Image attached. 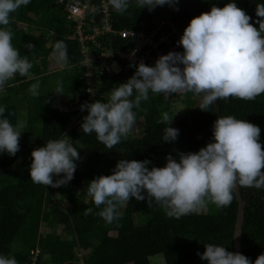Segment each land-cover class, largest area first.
Listing matches in <instances>:
<instances>
[{"label":"trees","instance_id":"1","mask_svg":"<svg viewBox=\"0 0 264 264\" xmlns=\"http://www.w3.org/2000/svg\"><path fill=\"white\" fill-rule=\"evenodd\" d=\"M230 2L245 10L252 18L250 23L259 29L255 23L258 19L256 6L264 0H179L175 7L157 6L152 11L147 7L140 9L135 0H130V6L123 15L112 11L111 23L117 29L149 32L165 21L184 32L191 19L210 12L213 5L223 8ZM8 27L13 33V46L22 57L28 56L33 67L30 70L31 79L17 74L6 85L5 94L0 96V107L6 109L5 115L15 113L8 117L13 124L20 111L28 112L26 127L22 129L19 141L20 150L15 156L0 153V256H14L18 264H78L77 254L82 249L85 252L83 264H152L150 258L156 255L162 256L165 264H208L198 255L206 250L207 243L224 246L234 252L237 213L234 193L231 205L226 208L217 209L209 204L199 214L193 213L180 219L167 217L154 200L149 208L147 199L137 201L132 198L121 210L123 216L112 224L105 223L96 214L103 206L96 208L86 193L90 181L98 176L113 174L121 159L149 160V169L164 167L159 160L169 154L179 159L181 152L197 153L214 142L213 126L218 118L213 105L208 111H203L198 103L178 118L175 128L179 130L177 140L165 142L162 137L168 125L163 122L162 115L167 111L176 118L169 110L170 99L176 94L149 93V99L141 103L140 109H134L136 118H143L141 124H136L141 135H136L135 126L127 140L109 150L97 140L95 133L87 135L82 132L81 124L88 111H82L81 105L97 100L107 102L110 91L128 81L130 75L121 73L113 76L100 88L103 96L87 102L82 91L84 77L79 65L78 44L70 38L72 23L56 0H30L27 6H21L11 14ZM35 28L41 29L42 33L32 38ZM58 41L67 46L68 62L61 70L46 74L49 55ZM121 42L120 38L114 41L115 44ZM29 43L33 45L31 49L25 47ZM49 76L55 81V87L49 89L47 86L44 97H29L30 85L39 82L42 87ZM58 84L63 88L62 95L55 93ZM22 85L26 86V94L21 92ZM56 98L73 103L71 109H60L55 116L46 117L45 110L54 106ZM217 105L221 117L230 115L258 126L261 129L260 143L264 147V94L251 101L221 99ZM169 126L174 128L172 123ZM64 138L79 151L81 157L76 161L74 178L58 188L33 183L30 176L32 151L46 146L49 140ZM63 175H54V182ZM240 193L247 204L242 225L241 254L255 264L258 256L264 254V188L240 187ZM89 207L93 209V214L85 216L84 210ZM52 218L64 225V236L57 235L50 227L46 233L41 232V225L51 224ZM37 248L39 252L33 262L32 251Z\"/></svg>","mask_w":264,"mask_h":264},{"label":"clouds","instance_id":"2","mask_svg":"<svg viewBox=\"0 0 264 264\" xmlns=\"http://www.w3.org/2000/svg\"><path fill=\"white\" fill-rule=\"evenodd\" d=\"M140 9L149 11L157 6L175 7L179 0H135ZM30 0H0V92L5 91L9 81L20 77L31 79L33 64L28 56H21L13 46V33L8 27L11 14ZM112 8L123 15L130 0H109ZM179 10L178 8L176 9ZM255 21L235 2L223 8L212 6L210 12L191 19L179 41L183 52H169L158 58L155 66L140 62L135 74L126 83L110 91L107 102L97 100L81 105L88 115L83 118L81 129L84 134L95 133L97 140L107 149L127 140L137 124L134 109L149 99V93L172 94L193 93L201 97L199 109L208 111L218 100L236 98L255 100L264 94V3L257 4ZM31 49V43L25 45ZM58 63L67 64V46L58 41L51 54ZM181 65L183 67H181ZM131 66V65H130ZM39 82L30 85L33 97L40 96ZM56 94L62 95L58 84ZM134 97V98H133ZM6 109L0 107V153L15 156L20 150L19 141L23 120L13 124ZM174 117L167 111L162 120L168 126L162 140L174 142L179 130L169 125ZM261 129L234 116H222L213 126L214 142H210L197 153H179V161L167 156L164 167L147 165L149 160L121 159L111 175L98 176L89 182L86 189L96 213L105 223L112 224L123 216L121 211L132 198L147 199L149 208L161 207L169 218L180 219L190 214H199L209 204L217 209L231 205L233 193L239 187L264 188V147L260 143ZM30 166L31 181L38 185L58 188L68 184L80 160L79 151L66 139L49 140L46 146L32 151ZM63 178L53 180V176ZM146 193V195H145ZM93 214L86 208L84 215ZM200 255L208 264H252L239 252H231L224 246L205 244ZM0 264H18L14 256H0ZM255 264H264V254Z\"/></svg>","mask_w":264,"mask_h":264},{"label":"built area","instance_id":"3","mask_svg":"<svg viewBox=\"0 0 264 264\" xmlns=\"http://www.w3.org/2000/svg\"><path fill=\"white\" fill-rule=\"evenodd\" d=\"M56 4L64 8L67 19L72 23L70 38L78 44L79 65L84 77L82 91L87 102L103 96L100 88L113 76L124 73L131 78L140 62L155 66L160 56L184 51L179 44L184 32L170 22L161 21L149 32L117 29L111 23L114 9L107 0H56ZM118 38L122 42L115 44ZM142 122V117L137 119V123ZM38 252V248L32 251L33 262ZM84 254L80 249L76 258L78 264H83Z\"/></svg>","mask_w":264,"mask_h":264},{"label":"rangeland","instance_id":"4","mask_svg":"<svg viewBox=\"0 0 264 264\" xmlns=\"http://www.w3.org/2000/svg\"><path fill=\"white\" fill-rule=\"evenodd\" d=\"M41 29L39 28H35L34 31L31 33V37H37L39 34H41ZM49 64H48V68L46 71L47 73H52L58 70H61L62 68L65 67V64H60L56 61V59L50 54L49 55ZM55 78V77H54ZM49 86V89H51L52 87H55V81L52 80V77L49 76V78L45 81V83L42 85V87H40L39 91H40V96L44 97L47 94V91H45L46 87ZM54 90V88L52 89ZM24 92V94H26V86L22 85L21 86V92ZM5 94V91L0 92V96H3ZM28 96L31 97V93H28ZM64 100V99H62ZM201 101V97L197 96L193 93H184V94H176L175 97H172L170 99V105H169V110L172 111L175 114V119L172 121V125L174 126V128H177L176 125V120L180 117H182L186 112L190 111L194 106H196L198 103H200ZM26 105V103H24ZM54 106L50 109H46L45 110V116H55L60 109H62L63 104L61 102L60 99H54L53 101ZM69 105H73V103L69 102ZM28 117V112L27 110H23L20 111L18 113V119L23 120L26 124L27 118ZM137 128L135 130L136 135L140 136L141 135V130L138 127V125H136ZM66 139V138H64ZM177 162L179 161V159H176ZM159 164L161 166H166L167 164V159L163 158L161 160H159ZM45 227L43 229V231L45 232ZM151 263L152 264H165L164 263V259L162 256L160 255H156L150 258Z\"/></svg>","mask_w":264,"mask_h":264},{"label":"water","instance_id":"5","mask_svg":"<svg viewBox=\"0 0 264 264\" xmlns=\"http://www.w3.org/2000/svg\"><path fill=\"white\" fill-rule=\"evenodd\" d=\"M214 109L217 114V118L221 117L220 109L217 105V102L213 104ZM234 195L237 201V213H236V221L234 226V234H233V248L234 252L241 253V235H242V225L244 222V212H245V206L247 205L245 200H243L241 193H240V187L237 186V189L234 191Z\"/></svg>","mask_w":264,"mask_h":264},{"label":"crops","instance_id":"6","mask_svg":"<svg viewBox=\"0 0 264 264\" xmlns=\"http://www.w3.org/2000/svg\"><path fill=\"white\" fill-rule=\"evenodd\" d=\"M61 102L63 104L62 109H71V105H69V101L68 100H66V101L65 100H61ZM66 207H68V204H66ZM44 227L46 229L45 232L43 231ZM49 227H50V229L55 230L56 233H57V235H59V236H64L65 235L64 234V232H65L64 225L62 223H60V222H56L54 220V218L51 219V224H45V223H43L41 225V232L43 234L46 233V231H47V229H49ZM67 237H69V236H67Z\"/></svg>","mask_w":264,"mask_h":264}]
</instances>
